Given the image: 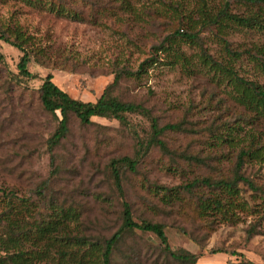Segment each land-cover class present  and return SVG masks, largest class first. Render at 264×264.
<instances>
[{"label": "rangeland", "instance_id": "1", "mask_svg": "<svg viewBox=\"0 0 264 264\" xmlns=\"http://www.w3.org/2000/svg\"><path fill=\"white\" fill-rule=\"evenodd\" d=\"M172 1L186 4L188 11L194 7L192 0ZM92 3L95 4L93 0ZM132 3L144 10L141 19L134 21L125 15L119 24L100 16L95 19L94 6L87 3L77 7L83 16L78 22L48 12L45 3L30 6L25 0H0V26L17 25L34 37L44 54L43 65L32 62L28 66L36 79L17 84L10 75L17 73L21 54L0 41L4 58L0 63V189L13 190L19 197L35 201L43 215L51 199L74 204L81 217L70 228L73 233L78 231L91 239L107 238L118 228L120 206L108 177V164L111 158L134 155L135 137L148 138L149 121L129 114V128L102 118H93L91 126L83 127L71 117L68 135L56 149L53 165L45 141L54 131L55 123L42 111L37 89L51 73L53 83L70 97L94 102L111 84L115 72L123 69L135 72L151 58L153 48L171 35L178 23L173 17L145 13L144 6L152 10L168 9L159 0H132ZM231 10L245 11L235 5ZM183 26L181 29L185 31L188 26L185 23ZM224 34L232 48L241 52L264 45V32L258 29L230 24ZM199 37V45L179 44L187 64H173L171 56L158 53L157 60L146 64L139 77L123 78L112 90L121 101L148 109L160 126L182 122L186 129L163 136L169 154L155 148L138 164L137 174L121 170L125 200L136 222L147 220L164 225L171 250L201 254L196 264H264V205L252 201L244 184H239V189L251 211L238 213V223L212 227H202L205 222H193V206L187 202L154 209L150 204L158 203L143 187L147 186L144 177L172 188L196 178L231 176L234 151L231 153L226 145L218 146L207 133L209 126L229 124L241 128L236 132L240 137L250 132L264 138V121L251 123L252 116L232 102L231 84L222 73L206 65L201 55L207 53L214 61L231 66L240 77L263 88L264 70L246 54L232 60L209 30H203ZM181 155L212 161L200 165L181 159ZM244 174L264 187V165L250 166ZM41 185L45 187L42 192ZM251 228L254 232L249 234ZM160 248L152 234L136 232L115 247L111 264H180L164 257ZM213 250L220 253L212 254Z\"/></svg>", "mask_w": 264, "mask_h": 264}, {"label": "trees", "instance_id": "2", "mask_svg": "<svg viewBox=\"0 0 264 264\" xmlns=\"http://www.w3.org/2000/svg\"><path fill=\"white\" fill-rule=\"evenodd\" d=\"M25 1L30 6L44 5L45 3L48 12L78 22L83 20V16L77 7L86 3L94 6L96 14L93 17L95 19L100 16L103 19L115 20L119 24L125 15L134 21L141 19L144 11L137 9L132 0H93L95 4L92 3V0ZM159 1L168 9L152 10L150 9L152 7L144 6L143 9L147 10L145 13L156 17H173L178 25L171 35L165 37L153 48L154 52L150 56L151 58L141 63L135 72L127 69L115 72L113 81L104 88L96 101L83 102L73 99L53 83L51 73L44 77L37 89L42 111L50 116V119L55 123L54 131L45 141L51 164L54 162L56 149L68 135L71 117L83 127L91 126L93 118L114 120L123 128H129L127 122L129 114L140 115L148 119V138L141 140L135 137L134 155L111 158L108 164V177L120 206L118 228L107 238L91 239L81 235L78 231L73 233V229L70 228L73 223L77 225L81 217V212L74 208V204L51 199L48 201L47 213L43 215L39 212V206L35 201L27 197H19L13 190L0 189V264H111L112 252L115 247L126 236H131L136 232L152 234L161 246V254L173 262L196 264L197 260L201 258V254H193L184 249L171 250L163 224L147 220L136 222L133 219L130 204L125 200L121 181V170H127L131 175L137 174L138 164L152 149L157 148L162 154H169L163 136L170 132H185L184 124L182 122L166 123L160 126L148 109L140 104L121 101L113 95L112 90L123 78L139 77L144 72L146 64L157 60L158 53L171 56L173 64H187L188 60L179 49V44L199 45V35L203 30L211 32L213 38L217 39L232 60L241 59L246 54L257 67L264 70V45L252 46L241 52L232 48L224 34L230 24L264 32V0H218V2L217 0H192L194 7L190 11L187 10V5L181 2ZM232 5L240 6L245 11L233 13ZM167 12L172 14L168 16ZM184 23L188 26L185 31L181 29L184 27ZM0 41L15 48L21 54L16 65L17 73L10 75L11 80L17 84L23 80H35L36 76L29 71L28 66L32 62L43 65L41 58L44 57V54L34 37L23 32L17 25L13 27L0 26ZM201 60L222 73L223 77L228 80L234 94L230 96L232 102L252 116V124L264 121L263 87L257 82L240 77L231 66L214 61L207 53L201 55ZM3 61L4 58L0 53V63ZM240 129V127L233 128L229 124H223L216 128L209 126L207 130L210 137L213 136L218 142V146L226 145V148L230 152L232 151L231 153L234 151L235 162L231 176L196 178L183 186L172 188L157 185L144 177L143 182H146L147 186L143 187L158 203H151V207L154 209L159 206L171 208L175 204L183 203L182 205H184V202H187V205L193 206L194 216L191 217V220L193 222L200 221L199 223L205 222L206 225H202V227L238 223L240 221L238 213H249L252 209L247 200L241 196L239 184L246 186L251 193L252 201L256 200L264 205L263 185L256 183L244 174V170L250 166L264 165V138L259 133L252 134L250 132L243 134L242 138L236 134V132H240ZM181 159L200 165H207V162L212 161V158L203 160V158L189 155H181ZM44 189L45 187L41 185L40 191L42 192ZM205 193L207 196L204 195ZM99 197L103 202L106 201L104 196ZM253 232L254 229L251 228L249 234ZM211 253L216 254L220 251L213 250ZM230 255H234V253ZM227 264L232 263L227 262Z\"/></svg>", "mask_w": 264, "mask_h": 264}]
</instances>
